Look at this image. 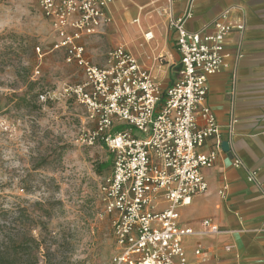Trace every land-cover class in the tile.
I'll return each mask as SVG.
<instances>
[{
  "label": "built area",
  "instance_id": "obj_1",
  "mask_svg": "<svg viewBox=\"0 0 264 264\" xmlns=\"http://www.w3.org/2000/svg\"><path fill=\"white\" fill-rule=\"evenodd\" d=\"M34 1L58 37L52 49L64 52L65 62L81 70L82 79L66 85L63 94L86 110L92 127L83 136L112 154V171L100 194L106 212L115 216L118 253L113 264H187L183 243L195 232L181 223L179 209L208 191L203 170L213 167L221 152L220 141L208 152L201 150L220 130L214 112L204 105L208 81L225 66L227 34L245 25L231 21L226 10L211 32L189 31L194 0H186L185 12L170 20L181 57L180 78L163 89L123 45L110 49L103 64L87 55L83 39L113 23L112 0ZM202 226L203 232H221L209 218ZM196 254L203 252L198 248Z\"/></svg>",
  "mask_w": 264,
  "mask_h": 264
},
{
  "label": "rangeland",
  "instance_id": "obj_2",
  "mask_svg": "<svg viewBox=\"0 0 264 264\" xmlns=\"http://www.w3.org/2000/svg\"><path fill=\"white\" fill-rule=\"evenodd\" d=\"M119 36L92 38V55ZM57 39L36 1L0 0V244L15 243L21 264H113L115 216L100 194L112 155L83 136L86 110L63 94L81 70L52 49Z\"/></svg>",
  "mask_w": 264,
  "mask_h": 264
},
{
  "label": "crops",
  "instance_id": "obj_3",
  "mask_svg": "<svg viewBox=\"0 0 264 264\" xmlns=\"http://www.w3.org/2000/svg\"><path fill=\"white\" fill-rule=\"evenodd\" d=\"M187 4L186 0H112L113 23L83 39L86 53L103 64L106 54L101 59L92 55L91 39L116 28L123 44L110 49L125 46L166 89L180 78L181 70L177 34L170 20L182 15ZM192 10L186 23L189 31L211 32L226 10L231 21L245 28L227 34L225 66L208 81L204 105L214 112L220 130L201 150L208 152L220 141L221 152L215 165L203 170L208 191L179 209L181 223L195 232L184 239L187 264H264V0H194ZM147 32H152L151 39L146 38ZM223 141L229 142V152L223 150ZM206 218L221 232H203ZM198 248L203 254H196Z\"/></svg>",
  "mask_w": 264,
  "mask_h": 264
},
{
  "label": "trees",
  "instance_id": "obj_4",
  "mask_svg": "<svg viewBox=\"0 0 264 264\" xmlns=\"http://www.w3.org/2000/svg\"><path fill=\"white\" fill-rule=\"evenodd\" d=\"M25 83L28 89L32 88L33 82L26 81ZM27 92L28 90L25 91L23 95H21V96H25L24 99H26ZM13 96L21 98V96H17V94H14ZM0 108H1V99H0ZM112 163H113V159H112ZM36 248H39V246H36ZM0 264H21L16 256L15 243L7 244L6 242H3L2 244H0Z\"/></svg>",
  "mask_w": 264,
  "mask_h": 264
},
{
  "label": "water",
  "instance_id": "obj_5",
  "mask_svg": "<svg viewBox=\"0 0 264 264\" xmlns=\"http://www.w3.org/2000/svg\"><path fill=\"white\" fill-rule=\"evenodd\" d=\"M222 148H223L224 151L229 152V150H230L229 142L228 141H223L222 142Z\"/></svg>",
  "mask_w": 264,
  "mask_h": 264
},
{
  "label": "bare ground",
  "instance_id": "obj_6",
  "mask_svg": "<svg viewBox=\"0 0 264 264\" xmlns=\"http://www.w3.org/2000/svg\"><path fill=\"white\" fill-rule=\"evenodd\" d=\"M139 21V20H138ZM125 24V23H124ZM141 25V24H140ZM141 29V28H140ZM127 36V35H126ZM145 36H146V34H145Z\"/></svg>",
  "mask_w": 264,
  "mask_h": 264
}]
</instances>
